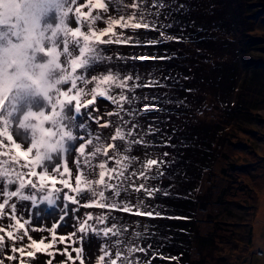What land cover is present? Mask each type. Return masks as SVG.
I'll list each match as a JSON object with an SVG mask.
<instances>
[{
	"label": "rangeland",
	"instance_id": "374dc122",
	"mask_svg": "<svg viewBox=\"0 0 264 264\" xmlns=\"http://www.w3.org/2000/svg\"><path fill=\"white\" fill-rule=\"evenodd\" d=\"M4 3L6 0H0V5ZM97 3H103L107 11L96 7ZM136 3L137 0H77L66 21L71 29L44 42L45 47L55 46L60 54L59 66H52L49 71L46 88L56 89L53 102L58 98L65 100L63 106L57 105L53 121L45 123V127L53 129V136L48 140L36 137L41 139L40 152L50 160L33 164L37 150L29 151L32 129L20 127L29 111L51 114V104L44 95L13 93L15 98L0 109V119L8 121L7 135L13 137L9 141L7 135H0V264H18L15 252H7L8 239L17 251L27 253L19 264H111L112 260L117 264H166L170 262L169 255L164 258L151 249L157 246L168 254L181 251L180 255L186 258L189 243L197 244L201 253L212 255L217 264H264V183L251 208H245L247 203L234 201H223L217 206L215 220L225 221L228 232L234 235L222 254L216 253L222 248L218 237L214 245L208 238L199 242L198 236L194 240L188 229L172 233L174 228L168 223L153 225L151 233L141 232L143 212L153 204L137 182L143 179V185L148 184L143 155L153 151L137 142L141 134L139 121L125 119L123 115L128 113L119 109L110 111V105L113 101L123 102L125 88L135 82L138 68L141 72L145 68L124 64L123 60L110 57L107 49L113 37L128 38L116 26L133 27L139 18L136 13L140 7ZM56 23L58 19L52 12L42 20V27H55ZM254 26L259 36L264 34V19L256 18ZM78 27L80 33L72 34ZM0 31L6 29L0 27ZM9 38L17 42L15 37ZM255 42L251 50L259 52L257 45L264 40ZM86 45L92 52L86 50L81 57ZM93 55L98 59L73 71V62ZM34 62L46 63L47 58L37 53ZM237 64L233 85L243 70L242 64ZM106 76L111 79L105 81ZM60 89L77 98L59 97ZM231 92L227 93L228 98ZM258 97L254 104L256 116L250 123L253 131L247 132L248 137L245 133L238 135L242 143H248L234 146L236 161H257L260 157L259 164L264 163V91ZM124 103L127 105L126 100ZM4 129L0 120V132ZM16 143L21 144L19 149L14 147ZM246 145L260 156L246 155ZM247 172L253 173V169L247 167ZM63 181L68 183L64 185ZM12 192L17 195L12 196ZM49 194L53 204L43 199ZM22 196L34 200L24 201ZM106 247L108 255L103 251ZM256 247L262 255L254 252Z\"/></svg>",
	"mask_w": 264,
	"mask_h": 264
},
{
	"label": "trees",
	"instance_id": "16d2710c",
	"mask_svg": "<svg viewBox=\"0 0 264 264\" xmlns=\"http://www.w3.org/2000/svg\"><path fill=\"white\" fill-rule=\"evenodd\" d=\"M136 5L133 27L116 26L128 38L113 37L107 49L110 57L145 68H138L135 82L125 88L128 106L124 100L110 105V111L139 121L137 142L153 151L143 155L148 184L137 182L153 204L143 212L141 232L168 223L172 233L188 229L199 242L208 238L214 245L218 237L220 253L234 235L225 221L215 220L217 206L234 201L251 208L264 183V163L253 147L246 145V155L257 161L233 157L235 145L248 143L238 135L253 131L254 104L264 91V43L257 45L259 52L251 50L264 40L254 31L255 19H264V0H137ZM237 63L243 70L233 85ZM148 160L157 164L146 167ZM7 242L19 264L27 253ZM187 248L186 258L157 246L151 252L169 255L166 264L218 262L197 244Z\"/></svg>",
	"mask_w": 264,
	"mask_h": 264
},
{
	"label": "clouds",
	"instance_id": "9594fccd",
	"mask_svg": "<svg viewBox=\"0 0 264 264\" xmlns=\"http://www.w3.org/2000/svg\"><path fill=\"white\" fill-rule=\"evenodd\" d=\"M71 10L70 4H62L60 0H6L0 5V27L6 29L0 31V65L14 68L18 95L26 92L39 95L48 87L50 66L34 62L30 55V50L39 46L37 24L42 26V20L55 12L56 27ZM10 36L17 42L13 43Z\"/></svg>",
	"mask_w": 264,
	"mask_h": 264
},
{
	"label": "snow or ice",
	"instance_id": "6c2138e0",
	"mask_svg": "<svg viewBox=\"0 0 264 264\" xmlns=\"http://www.w3.org/2000/svg\"><path fill=\"white\" fill-rule=\"evenodd\" d=\"M60 2L62 4H70L71 9L72 6L76 4L77 0H60ZM96 7H99L101 9H104L105 11H107V9L105 8V5L103 3H97ZM77 13H79L80 9L77 8L76 9ZM72 12V10H71ZM70 12V13H71ZM70 13L63 19V21L61 23H59L55 28L48 26V27H42L39 24H37V28L39 29V46L38 48H36L34 51L30 50V55L33 57H35V55L37 53H42L44 57L47 58V62L46 64L49 65V71L51 70L52 66H59V60H60V54L57 51V48L55 46H48L45 47L44 46V42L47 40L49 42H51L52 40H55L56 37L61 33H66V31L68 29H71L70 27L67 26L66 21L69 20V16ZM96 19H99V17H96ZM136 27H139L140 25L137 24L135 25ZM145 27H147V25H145ZM50 29V31H49ZM78 30V31H77ZM81 29L78 27L75 29V31L72 32V34L74 35H78L80 33ZM50 33V35H49ZM97 40H99V36L96 37ZM170 39V38H169ZM66 46V45H65ZM89 51L92 52V49L88 48V46L86 45L85 48L81 49V52L83 53L81 55V57L84 56L85 51ZM96 59H98V57H96L95 55L91 56L88 59H80V62H73V71L75 72L78 68L84 67L85 65H89L91 64L93 61H95ZM14 68L9 65L7 68H4L2 65H0V109H3V107L5 106V102H9L10 99H14L15 97L13 96V93H15L16 96H19L17 94V85H16V81L14 79ZM105 81L111 79L110 76H106ZM64 84V83H62ZM61 84V85H62ZM76 87V85H75ZM53 91L56 92V89L53 87L49 90V88H44L41 91V94L44 95L45 99L49 101V103L51 104L52 107V112L50 115L46 114L45 111H40V112H32L29 111L27 113V115L24 117V123H20V127L22 128H28L31 127L32 129V138H31V148L29 149V151H31L32 149H36V158L35 161L33 162V164H38L40 163L42 160H50V158H46L45 155L43 153L40 152V147H41V139L36 138L37 135L39 137H41L43 140H48L51 136H53L54 132L53 129L49 128V127H45V123L48 122H52L53 118L55 116H57L58 111H56L57 105H61L63 106L65 103V100L63 99H57L55 102L52 101V93ZM59 97H65L68 100L72 99L75 100L77 97L75 96H70L68 92H64V91H59ZM101 96H103V93L100 94ZM91 103V102H90ZM81 108L79 106H77V112H80ZM61 114V112H60ZM3 121V123L5 124V129L3 132H0V135H7V119H0ZM29 120H33L36 123L34 124H26V121ZM7 139L9 141H11L13 139V137L11 135H7ZM71 139V137H70ZM14 147L16 149H19L21 147L20 143H16L14 145ZM157 164L156 160H148L147 161V165L146 167H151L152 165ZM35 173H33L34 175ZM42 179L44 177H41ZM64 185L67 184V181H63ZM23 183H21V187H23ZM12 196H16L17 192H12L11 193ZM22 200L27 201L30 199H33V197L30 196H22L21 197ZM43 199L47 200V202L49 204H53L54 200L51 198V194H49V196L47 197H43ZM0 208H3V205H0ZM151 215V214H149ZM63 219V218H62ZM80 249H77V252L79 253ZM105 255H108L107 253V247L103 250ZM9 259H11V257H9ZM111 264H117L116 260H112Z\"/></svg>",
	"mask_w": 264,
	"mask_h": 264
},
{
	"label": "built area",
	"instance_id": "2783aa9c",
	"mask_svg": "<svg viewBox=\"0 0 264 264\" xmlns=\"http://www.w3.org/2000/svg\"><path fill=\"white\" fill-rule=\"evenodd\" d=\"M254 251H256V253L258 254V255H262L263 254V252L259 249V250H257V249H255ZM264 255V254H263Z\"/></svg>",
	"mask_w": 264,
	"mask_h": 264
},
{
	"label": "crops",
	"instance_id": "0c3cea01",
	"mask_svg": "<svg viewBox=\"0 0 264 264\" xmlns=\"http://www.w3.org/2000/svg\"><path fill=\"white\" fill-rule=\"evenodd\" d=\"M255 249L259 250L257 247H256ZM255 249H254V250H255ZM254 252L256 253V251H254ZM256 254H257V253H256Z\"/></svg>",
	"mask_w": 264,
	"mask_h": 264
},
{
	"label": "water",
	"instance_id": "95a60500",
	"mask_svg": "<svg viewBox=\"0 0 264 264\" xmlns=\"http://www.w3.org/2000/svg\"><path fill=\"white\" fill-rule=\"evenodd\" d=\"M238 76H239V75H238ZM238 76L236 77V80H237Z\"/></svg>",
	"mask_w": 264,
	"mask_h": 264
}]
</instances>
